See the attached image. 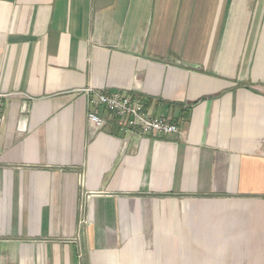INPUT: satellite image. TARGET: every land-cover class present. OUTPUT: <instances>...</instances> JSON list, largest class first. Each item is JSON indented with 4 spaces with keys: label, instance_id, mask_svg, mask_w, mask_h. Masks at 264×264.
<instances>
[{
    "label": "crops",
    "instance_id": "1",
    "mask_svg": "<svg viewBox=\"0 0 264 264\" xmlns=\"http://www.w3.org/2000/svg\"><path fill=\"white\" fill-rule=\"evenodd\" d=\"M0 93V264H264V0H0Z\"/></svg>",
    "mask_w": 264,
    "mask_h": 264
},
{
    "label": "built area",
    "instance_id": "2",
    "mask_svg": "<svg viewBox=\"0 0 264 264\" xmlns=\"http://www.w3.org/2000/svg\"><path fill=\"white\" fill-rule=\"evenodd\" d=\"M88 99L89 124L99 130L114 125L119 134L131 137L171 138L180 135V130L169 117H155L147 109V101L140 96L123 93L94 92L84 90ZM9 95L0 93V108ZM23 113H28L24 104ZM103 110L105 116L99 115Z\"/></svg>",
    "mask_w": 264,
    "mask_h": 264
}]
</instances>
